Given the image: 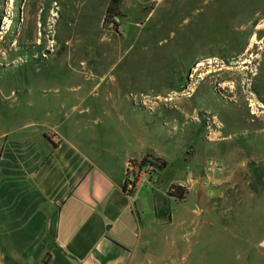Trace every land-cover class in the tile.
<instances>
[{
  "label": "rangeland",
  "instance_id": "rangeland-1",
  "mask_svg": "<svg viewBox=\"0 0 264 264\" xmlns=\"http://www.w3.org/2000/svg\"><path fill=\"white\" fill-rule=\"evenodd\" d=\"M109 1L0 0V132L51 113L95 118L78 136L100 147L140 139L167 166L134 192H188L144 263L264 264V0H119L104 24Z\"/></svg>",
  "mask_w": 264,
  "mask_h": 264
},
{
  "label": "crops",
  "instance_id": "crops-1",
  "mask_svg": "<svg viewBox=\"0 0 264 264\" xmlns=\"http://www.w3.org/2000/svg\"><path fill=\"white\" fill-rule=\"evenodd\" d=\"M44 116L0 132V264L157 259V245L171 243L162 239L173 219L166 195L171 184L161 191L145 184L131 196L122 189L129 160L149 151L156 156L154 150L140 139L123 151L83 140L78 133L97 122L93 117L85 123L75 117L65 130L62 119ZM156 157L163 159L159 152Z\"/></svg>",
  "mask_w": 264,
  "mask_h": 264
},
{
  "label": "trees",
  "instance_id": "trees-1",
  "mask_svg": "<svg viewBox=\"0 0 264 264\" xmlns=\"http://www.w3.org/2000/svg\"><path fill=\"white\" fill-rule=\"evenodd\" d=\"M119 5V0L109 1L105 11V18L103 21L104 24H108L109 20H118L123 17V15L120 13ZM166 166L167 163L163 159L154 156L151 151L145 153V155L140 159L134 158L129 160L122 187L123 192L128 196H131L134 193V190L136 189L139 182L140 172L142 170L151 169L152 174L158 175L166 168ZM130 175H132V179H130ZM128 185L131 186L130 189H128ZM187 194L188 192L186 187L174 184H171L166 192V195L176 202H184Z\"/></svg>",
  "mask_w": 264,
  "mask_h": 264
},
{
  "label": "bare ground",
  "instance_id": "bare-ground-1",
  "mask_svg": "<svg viewBox=\"0 0 264 264\" xmlns=\"http://www.w3.org/2000/svg\"><path fill=\"white\" fill-rule=\"evenodd\" d=\"M14 1V0H13ZM26 5V4H25ZM53 5H56V4H53ZM27 11H28V9H27ZM23 12H24V21H23V23H25V21H26V13H25V6H24V8H23ZM34 12V11H33ZM28 13V12H27ZM53 16H57V14L54 12L53 13ZM58 17V16H57ZM56 17V18H57ZM56 20V19H55ZM6 23H8V25L9 26H6L5 27V29H9V31H10V29L13 27V25H12V22H10L9 20H7L6 18H5V20H4V24H6ZM56 23V22H55ZM26 27H27V25H26ZM14 29H16L15 27H13ZM35 28H36V26H35ZM25 29H27V28H25ZM39 29H40V31H39ZM35 30V29H34ZM41 31H42V26H37V32L38 33H40V37L42 36V33H41ZM26 32H28V31H26ZM28 34H30L29 32H28ZM19 38L21 37V36H23V34H22V32H21V29H20V33H19ZM54 41H51L50 43H53ZM40 44V45H43L42 43V39H40V38H38V39H36V44ZM56 43V42H55ZM254 43V42H253ZM54 44V43H53ZM55 46V45H54ZM203 65H205L204 63H202V62H198L197 63V65H196V67H201V66H203ZM196 72V71H195ZM193 95H190L189 96V98H191ZM169 100H171V99H169ZM173 100V99H172ZM252 106V105H251ZM261 107H264V106H261ZM254 110V109H253ZM252 114H255V112L253 111L252 112Z\"/></svg>",
  "mask_w": 264,
  "mask_h": 264
},
{
  "label": "built area",
  "instance_id": "built-area-1",
  "mask_svg": "<svg viewBox=\"0 0 264 264\" xmlns=\"http://www.w3.org/2000/svg\"><path fill=\"white\" fill-rule=\"evenodd\" d=\"M131 170V169H130ZM140 174H141V172H140ZM140 177H141V175H140ZM130 179H132V175H130ZM138 183H140V178H139V182ZM138 185V184H137ZM130 185H128V189H130Z\"/></svg>",
  "mask_w": 264,
  "mask_h": 264
},
{
  "label": "water",
  "instance_id": "water-1",
  "mask_svg": "<svg viewBox=\"0 0 264 264\" xmlns=\"http://www.w3.org/2000/svg\"><path fill=\"white\" fill-rule=\"evenodd\" d=\"M262 245L264 246V240L262 241Z\"/></svg>",
  "mask_w": 264,
  "mask_h": 264
}]
</instances>
